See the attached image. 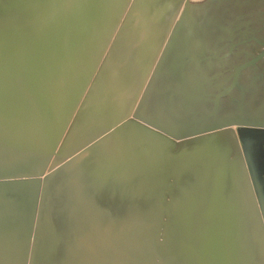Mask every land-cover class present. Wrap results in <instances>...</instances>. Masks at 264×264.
I'll return each instance as SVG.
<instances>
[{
	"label": "water",
	"instance_id": "water-1",
	"mask_svg": "<svg viewBox=\"0 0 264 264\" xmlns=\"http://www.w3.org/2000/svg\"><path fill=\"white\" fill-rule=\"evenodd\" d=\"M0 264H264V0H0Z\"/></svg>",
	"mask_w": 264,
	"mask_h": 264
},
{
	"label": "crops",
	"instance_id": "crops-1",
	"mask_svg": "<svg viewBox=\"0 0 264 264\" xmlns=\"http://www.w3.org/2000/svg\"><path fill=\"white\" fill-rule=\"evenodd\" d=\"M138 61L141 62V60H139L137 58H133L131 56H128V57L121 58L119 61H117V59L110 60V63H112V64L121 63L123 65H129L131 63H135ZM6 207H21V204H8V205H6Z\"/></svg>",
	"mask_w": 264,
	"mask_h": 264
},
{
	"label": "bare ground",
	"instance_id": "bare-ground-1",
	"mask_svg": "<svg viewBox=\"0 0 264 264\" xmlns=\"http://www.w3.org/2000/svg\"><path fill=\"white\" fill-rule=\"evenodd\" d=\"M193 1H200V0H193Z\"/></svg>",
	"mask_w": 264,
	"mask_h": 264
}]
</instances>
